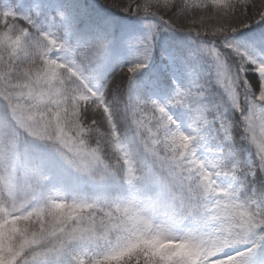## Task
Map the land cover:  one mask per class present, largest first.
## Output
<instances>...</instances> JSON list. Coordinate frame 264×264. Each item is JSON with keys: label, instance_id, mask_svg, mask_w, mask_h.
Listing matches in <instances>:
<instances>
[{"label": "snow or ice", "instance_id": "snow-or-ice-1", "mask_svg": "<svg viewBox=\"0 0 264 264\" xmlns=\"http://www.w3.org/2000/svg\"><path fill=\"white\" fill-rule=\"evenodd\" d=\"M0 264H264V0H0Z\"/></svg>", "mask_w": 264, "mask_h": 264}]
</instances>
